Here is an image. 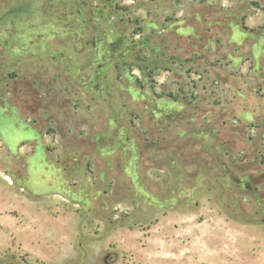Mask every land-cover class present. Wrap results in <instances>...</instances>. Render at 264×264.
<instances>
[{
    "label": "rangeland",
    "instance_id": "1",
    "mask_svg": "<svg viewBox=\"0 0 264 264\" xmlns=\"http://www.w3.org/2000/svg\"><path fill=\"white\" fill-rule=\"evenodd\" d=\"M0 206V264H264V0H0Z\"/></svg>",
    "mask_w": 264,
    "mask_h": 264
},
{
    "label": "crops",
    "instance_id": "2",
    "mask_svg": "<svg viewBox=\"0 0 264 264\" xmlns=\"http://www.w3.org/2000/svg\"><path fill=\"white\" fill-rule=\"evenodd\" d=\"M62 200H67V198H64V197H62L61 198V201ZM63 202V201H62ZM57 207V206H56ZM59 207V206H58ZM5 214H7V212H6V210L5 209H3V208H1V206H0V231L1 232H5L6 230H10V229H13L14 227H16V226H21L19 229H20V231L22 232V231H24V232H26V233H28L27 231L28 230H34L33 229V226H31V229H28V226H23L24 225V223L22 222L23 221V219L21 218V219H19V221L20 220H22V221H20V223H17V224H14L13 222H12V219L11 218H8ZM63 231V232H62ZM62 231H60L59 233L60 234H54L53 233V235H57V236H60V237H65L64 239H60V238H57L56 237V239H55V243H54V241H53V239H43V243L44 244H49L50 246H52V245H55L56 243L58 244V245H61V244H64V245H66V243H67V235L69 234V233H71V232H66V230L65 229H63ZM25 233V234H26ZM34 233H36V231H34ZM62 242V243H61ZM23 247V246H22Z\"/></svg>",
    "mask_w": 264,
    "mask_h": 264
},
{
    "label": "bare ground",
    "instance_id": "3",
    "mask_svg": "<svg viewBox=\"0 0 264 264\" xmlns=\"http://www.w3.org/2000/svg\"><path fill=\"white\" fill-rule=\"evenodd\" d=\"M5 179H6V181H9V183L11 184V179L8 176H6ZM13 184H14V182H13Z\"/></svg>",
    "mask_w": 264,
    "mask_h": 264
}]
</instances>
